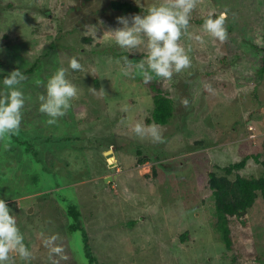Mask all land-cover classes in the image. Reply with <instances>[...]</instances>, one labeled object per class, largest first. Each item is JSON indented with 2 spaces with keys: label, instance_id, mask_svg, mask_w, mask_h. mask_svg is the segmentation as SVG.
Instances as JSON below:
<instances>
[{
  "label": "rangeland",
  "instance_id": "rangeland-1",
  "mask_svg": "<svg viewBox=\"0 0 264 264\" xmlns=\"http://www.w3.org/2000/svg\"><path fill=\"white\" fill-rule=\"evenodd\" d=\"M117 1L130 8L117 9ZM161 2L0 0V89L14 70L28 78L21 86L26 103L20 134L8 150L0 145V199L16 216L33 253L30 264H51L43 239L52 234H59L68 257L61 264H88L83 232H70L68 204L82 206L81 222L100 264H264L262 198L245 220L228 219V250L208 186L210 172L222 176L220 168L248 155L259 160H248L239 174L264 173V0H199L189 31L205 43L184 37L191 67L158 81L172 100L173 118L160 126L164 142L153 143L136 137L132 127L146 124L153 112L154 83L121 71L123 57L138 63L143 49L128 53L104 33L121 27L117 17L147 14ZM220 13L227 15L224 43L204 34L198 22ZM72 57L84 68L67 75L78 97L65 117L49 125L38 101L46 90L35 81L46 84ZM101 87L102 94L90 91ZM185 98L188 107L181 103ZM230 187L237 192L234 182ZM187 232L191 241L182 245L178 237Z\"/></svg>",
  "mask_w": 264,
  "mask_h": 264
},
{
  "label": "clouds",
  "instance_id": "clouds-1",
  "mask_svg": "<svg viewBox=\"0 0 264 264\" xmlns=\"http://www.w3.org/2000/svg\"><path fill=\"white\" fill-rule=\"evenodd\" d=\"M198 3L199 0H162L150 7L147 14L117 17V24L121 27L109 29L104 35L128 53H137L136 50L143 49V59L138 63L130 61L128 56L123 57V75L135 73L144 84H148L153 80L168 82L174 75L188 70L192 65L191 46L185 48L181 43L182 39L187 37L201 45L205 43L201 35H194L189 31L191 14ZM226 19V13H220L216 18L210 15L204 20L201 31L214 41L224 43L228 40ZM69 70L84 71V68L72 57L68 66L58 68L46 84L40 80L35 81L38 87L46 90L38 96V101L39 112L48 117L49 125H54L65 117L78 97V88L67 78ZM27 79L19 69L3 79V89H0V145L4 150L11 147L12 138L21 131L26 103L21 86ZM90 91L104 93L103 87L99 91L95 88ZM181 103L184 107L189 105L186 98ZM132 132L140 139H150L153 143L164 142L160 126L156 123L146 125L137 122L132 127ZM24 240L16 216L10 214L5 200L0 199V264H17V259L30 264L34 257ZM60 240L59 234L43 239L51 264H61V261L68 259L64 247L58 243Z\"/></svg>",
  "mask_w": 264,
  "mask_h": 264
},
{
  "label": "trees",
  "instance_id": "trees-1",
  "mask_svg": "<svg viewBox=\"0 0 264 264\" xmlns=\"http://www.w3.org/2000/svg\"><path fill=\"white\" fill-rule=\"evenodd\" d=\"M232 1H237V0H232ZM113 5L117 9L128 10L130 8L128 7V3L122 4L120 1L114 2ZM212 17L216 18L217 16H212ZM206 18H208V16L198 22L202 25ZM9 31L10 29L7 28L6 33L3 35L6 42H8L9 39L11 38ZM29 70L30 72L32 71V69ZM260 74L264 75V55L262 58V66L260 69ZM1 77H3V74L0 76V78ZM158 81L159 80H153L154 84L151 86L152 90L156 92V94H154L153 96L155 107L151 115L147 117L146 124L150 125L152 123H156L159 126H164L168 124L169 121L173 118V103L171 99H169L166 95H164L161 92ZM78 112L83 113V111L80 110H78ZM198 144L202 145L200 143ZM138 155L142 156L143 152L139 151ZM250 156H254V157H250ZM251 158H254V160L256 161L259 160L258 155L257 156L248 155L238 163H232L229 164L228 166L220 168V170L225 173L224 175L219 176L215 172H210L208 175V180H209L208 186L215 199V207L219 220L218 227L220 228V231L223 234V240L228 250H231L233 248L232 239H231V230L229 228L228 219L243 218V220H245L246 214L254 206L258 198H262L264 202V173L258 178L256 177L246 178L239 174V172L242 171L247 166L248 160H250ZM144 162L145 160H139L138 163L142 164ZM263 166H264V162H263ZM156 169L157 167L153 166L152 171L156 172ZM234 174H235V179L234 180L230 179V176ZM202 177L204 178V175ZM233 182L237 187L236 193H233L230 187L231 183ZM57 186H59V184H57ZM64 201L65 200H62V202ZM62 202L61 204L63 205L57 203L60 208L66 206L65 203ZM186 203L184 207H187ZM79 207L82 206L68 204L67 213L66 212L64 213L72 221L71 226L69 227L70 232H76V231L83 232V242H84L86 257L88 258V264H100L92 253L91 239L82 225L81 217L83 213H82V209H79ZM63 210L66 211V209ZM188 215L194 216L193 214H191L190 211ZM93 226L94 225L91 226L88 225L86 228L93 229ZM190 236L191 235L189 232L180 235V237H178L180 244L182 245L188 244L191 241Z\"/></svg>",
  "mask_w": 264,
  "mask_h": 264
},
{
  "label": "water",
  "instance_id": "water-1",
  "mask_svg": "<svg viewBox=\"0 0 264 264\" xmlns=\"http://www.w3.org/2000/svg\"><path fill=\"white\" fill-rule=\"evenodd\" d=\"M108 180H110V181H111V180H112V178H109ZM105 181H107V179H105Z\"/></svg>",
  "mask_w": 264,
  "mask_h": 264
}]
</instances>
